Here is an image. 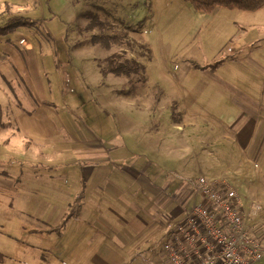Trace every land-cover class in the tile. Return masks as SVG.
Returning a JSON list of instances; mask_svg holds the SVG:
<instances>
[{
	"label": "rangeland",
	"instance_id": "obj_1",
	"mask_svg": "<svg viewBox=\"0 0 264 264\" xmlns=\"http://www.w3.org/2000/svg\"><path fill=\"white\" fill-rule=\"evenodd\" d=\"M12 17L32 23L0 35V264H72V230L84 225L69 215L82 211L96 224L97 205L75 208L72 189L82 179V163L75 154L63 166L55 154L83 148L100 127L92 122L107 100L112 105L132 99L170 106L162 112L166 126L161 127L176 135V145L179 136L187 135L183 143L190 154L170 163L167 151L165 157L148 159L181 169L178 176L189 180L235 178L228 170H213L227 166L213 144L223 125L200 121L194 134L188 127L173 130L170 120L186 101L196 102L201 116L212 114L221 121L238 119L247 101H264V8L243 12L220 7L205 13L186 0H0V29ZM92 17L106 22L110 31L104 33L100 24L89 28ZM98 35L110 38L109 51L93 42ZM114 53H130L144 65L133 85L124 77L103 76L102 67ZM45 99L48 103L41 102ZM36 112L48 122L25 124V114ZM154 119L148 112L142 121L150 131ZM57 130L61 136L50 137ZM30 131L43 133L46 145L29 139ZM239 188L242 196L249 194L245 186ZM263 223L253 229L262 242ZM154 240L155 247L143 255L160 254L164 237Z\"/></svg>",
	"mask_w": 264,
	"mask_h": 264
},
{
	"label": "crops",
	"instance_id": "obj_2",
	"mask_svg": "<svg viewBox=\"0 0 264 264\" xmlns=\"http://www.w3.org/2000/svg\"><path fill=\"white\" fill-rule=\"evenodd\" d=\"M229 88L231 92H237L233 87ZM41 102L48 103L46 99ZM169 107L132 99H120L112 105L107 100L92 122L100 127L92 130L83 142V148L55 154L63 166L72 163L75 154L78 163H82V179L76 181L72 189L75 208L90 209V205H97L95 215L99 222L96 224H92L89 215L82 211L69 215L77 222L83 220L84 225L80 230H72V264H168L164 242L174 225L184 218L188 206L198 203L195 202L192 179L178 176L181 169L173 170L169 164L163 168L159 161L147 158L153 154L165 157L167 151L170 163L179 156L190 154L189 145L183 143V138H189L187 135L179 136L176 145V135L161 127L166 126L164 121L161 122L162 112H168ZM199 107L194 101L183 103L178 109L181 111H176L178 116L170 120L172 129H183L184 132L188 127L195 134V130L201 128L200 121L211 120L216 125H223L219 136L213 138V144L219 149V161L227 166H217L213 170H228L236 181L240 180L241 187L248 189L251 201L259 206L251 207L249 231L251 236L258 238L253 229L260 220L264 221V101H247L241 116L235 120L221 121L212 114L207 115L211 118L208 119L197 112ZM148 112L155 117V129L151 131L142 122ZM231 112L229 105L228 115ZM157 114L160 115L158 118ZM24 117L25 124L31 126L48 122L42 112ZM199 133L201 136V129ZM27 134L36 145H46L48 138H41L43 133L31 134L30 131ZM51 136L57 139L61 134L57 130ZM170 172L176 177H162ZM158 205L162 208L156 209ZM160 234L164 237L160 254L147 252V256L143 255L155 247L154 239ZM261 234L264 243V223ZM155 250L159 251V248ZM259 264H264V258Z\"/></svg>",
	"mask_w": 264,
	"mask_h": 264
},
{
	"label": "built area",
	"instance_id": "obj_3",
	"mask_svg": "<svg viewBox=\"0 0 264 264\" xmlns=\"http://www.w3.org/2000/svg\"><path fill=\"white\" fill-rule=\"evenodd\" d=\"M23 44V42H21ZM199 176L191 184L201 201L188 206L164 242L168 264H259L261 240L250 235L251 207L234 177Z\"/></svg>",
	"mask_w": 264,
	"mask_h": 264
},
{
	"label": "trees",
	"instance_id": "obj_4",
	"mask_svg": "<svg viewBox=\"0 0 264 264\" xmlns=\"http://www.w3.org/2000/svg\"><path fill=\"white\" fill-rule=\"evenodd\" d=\"M196 11H202L205 13H212L217 8H225L229 10H239L245 12H256L264 8V0H186ZM31 21L23 17H12L9 19L8 23L4 28L0 29V35H6L12 32L14 29L21 25H31ZM104 31V33L110 31L109 25L104 21H99L96 17H92V22L89 28L99 26ZM109 37L105 39V36L95 37L94 43L101 44L107 51L110 49ZM116 40L117 44L121 45L123 42H118V37H111V40ZM114 42V41H113ZM98 44V45H99ZM126 46L132 48L131 43L126 42ZM107 67H102L103 76L109 74L115 75L117 77H124L128 80L129 84L133 85L136 83V76L143 74L144 65L140 60L133 58L132 54H126L124 56L122 53H114L107 59Z\"/></svg>",
	"mask_w": 264,
	"mask_h": 264
}]
</instances>
